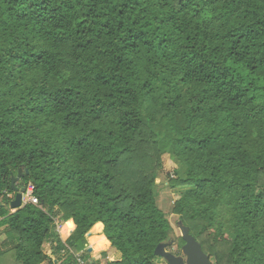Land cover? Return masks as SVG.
Wrapping results in <instances>:
<instances>
[{
    "label": "trees",
    "instance_id": "16d2710c",
    "mask_svg": "<svg viewBox=\"0 0 264 264\" xmlns=\"http://www.w3.org/2000/svg\"><path fill=\"white\" fill-rule=\"evenodd\" d=\"M161 185L214 264H264V0H0V264H155Z\"/></svg>",
    "mask_w": 264,
    "mask_h": 264
},
{
    "label": "water",
    "instance_id": "95a60500",
    "mask_svg": "<svg viewBox=\"0 0 264 264\" xmlns=\"http://www.w3.org/2000/svg\"><path fill=\"white\" fill-rule=\"evenodd\" d=\"M21 176L20 171H18V175L16 177H11V187L14 192V199L10 203L9 207L12 210H17L24 204L23 196L26 195V188H18L16 186ZM177 225L180 237L184 242L181 247V256H175L166 250L168 246L174 244V240L158 244L154 250V255L162 258L166 264H212L209 256L203 253L199 243L189 234L188 228L180 221ZM90 251L91 249H88V252Z\"/></svg>",
    "mask_w": 264,
    "mask_h": 264
},
{
    "label": "rangeland",
    "instance_id": "374dc122",
    "mask_svg": "<svg viewBox=\"0 0 264 264\" xmlns=\"http://www.w3.org/2000/svg\"><path fill=\"white\" fill-rule=\"evenodd\" d=\"M162 163H163V170L161 172V175L163 178H165V175L167 173H172V171L176 168V166L174 165V163L170 160L168 155H164L162 157ZM161 181V179H157L156 183H159ZM19 182V181H18ZM174 191L168 189L165 185H161L158 189V198H157V204L158 207L164 212V214L167 216V219L173 229L174 232V238H176V241L174 242L173 245H170L166 248V250L172 254H176V252H178L177 250V240L180 237V232L178 230V225L177 223L179 222L178 217L174 214H172L171 210H172V206H173V201L174 199H176V197L174 196ZM27 198H25L26 201ZM11 212H14L15 210H12L10 208ZM59 225H57L58 228ZM97 228L100 229L99 225L94 226L93 228ZM91 229V231L89 232V234L94 230ZM1 230V229H0ZM4 238L3 236H0V239ZM105 247H103L104 249ZM50 249L49 245H45L43 248V251L45 253H47V250ZM87 249H91V251L89 252V254L91 255L92 258L101 256V258H99V264H107V262L112 259L114 257V255H117L118 257V253L113 249L110 248L108 249L105 253H103L101 255V251L103 250L102 248H100L99 246H93L91 244H89ZM175 256H181V250L179 251L178 255ZM211 260V259H210ZM211 263L214 264V262L211 260ZM155 264H166V262L160 258L157 257L155 258Z\"/></svg>",
    "mask_w": 264,
    "mask_h": 264
},
{
    "label": "built area",
    "instance_id": "2783aa9c",
    "mask_svg": "<svg viewBox=\"0 0 264 264\" xmlns=\"http://www.w3.org/2000/svg\"><path fill=\"white\" fill-rule=\"evenodd\" d=\"M25 198L26 201H25ZM23 203H32V204H37V199L32 196V190L31 187L26 188V195L23 196ZM75 263L76 264H88L80 255L75 256Z\"/></svg>",
    "mask_w": 264,
    "mask_h": 264
},
{
    "label": "crops",
    "instance_id": "0c3cea01",
    "mask_svg": "<svg viewBox=\"0 0 264 264\" xmlns=\"http://www.w3.org/2000/svg\"><path fill=\"white\" fill-rule=\"evenodd\" d=\"M97 225H99V227H100V232H101V230H102V226L100 225V224H97ZM96 226V225H95ZM4 239L2 238V239H0V243L3 241ZM89 246V245H88ZM47 254H50V249H48L47 250Z\"/></svg>",
    "mask_w": 264,
    "mask_h": 264
}]
</instances>
